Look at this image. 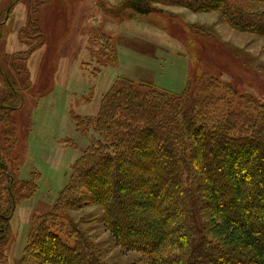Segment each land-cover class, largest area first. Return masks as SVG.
Here are the masks:
<instances>
[{
	"label": "rangeland",
	"instance_id": "rangeland-1",
	"mask_svg": "<svg viewBox=\"0 0 264 264\" xmlns=\"http://www.w3.org/2000/svg\"><path fill=\"white\" fill-rule=\"evenodd\" d=\"M125 1L44 0L36 9L37 25L31 26L44 38H33L32 28L30 37L21 36L30 0H0V101L15 104L8 100L12 88L20 98L16 109L0 111V159L14 176L16 193L0 264H43L28 246L31 221L51 211L74 162L101 139L77 120H94L115 82L125 78L138 88L146 84L178 96L189 81L191 102L201 97L206 106L192 109L190 102L189 111L205 119L243 110L249 97L264 104V37L233 29L217 12L145 0L152 10L138 14L122 9ZM240 4L264 12V3ZM198 83L201 90L195 93ZM115 132L106 136L113 143ZM22 185L27 188L21 190ZM7 200L1 192L4 209ZM246 210L245 219L256 226L260 221L254 215L262 211ZM70 220L106 264H149L144 254L117 245L104 228L99 205L63 209L50 225L65 233Z\"/></svg>",
	"mask_w": 264,
	"mask_h": 264
},
{
	"label": "trees",
	"instance_id": "trees-1",
	"mask_svg": "<svg viewBox=\"0 0 264 264\" xmlns=\"http://www.w3.org/2000/svg\"><path fill=\"white\" fill-rule=\"evenodd\" d=\"M240 1L153 3L217 12L233 29L264 37V12L248 10ZM40 2L44 0H30L21 36L30 37L32 28L33 38L43 37L31 27L37 25ZM123 4L122 9L138 14L152 10L145 0ZM192 85L188 81L173 96L151 85L138 88L124 78L102 96L94 120H77L78 126L92 128L101 139L74 162L66 190L51 211L31 221L28 246L41 263L106 264L77 223L70 220L65 233L50 225L63 209L93 203L101 207L104 228L117 245L144 254L149 264H264V196L258 198L264 195V104L249 97L243 110L229 109L205 119L189 111ZM195 88V93L200 91L201 84ZM8 96L15 104L0 101V111L18 107L14 88ZM204 100L191 102L192 109H204ZM111 129H116L114 143L106 137ZM14 180L0 159V203L1 192L8 198L5 209L0 205V250L10 232ZM247 206L262 211L254 215L260 221L256 226L245 219Z\"/></svg>",
	"mask_w": 264,
	"mask_h": 264
}]
</instances>
